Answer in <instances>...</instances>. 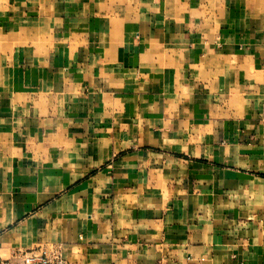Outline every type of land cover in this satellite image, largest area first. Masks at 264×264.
I'll return each mask as SVG.
<instances>
[{"label":"crops","instance_id":"obj_1","mask_svg":"<svg viewBox=\"0 0 264 264\" xmlns=\"http://www.w3.org/2000/svg\"><path fill=\"white\" fill-rule=\"evenodd\" d=\"M264 0H0V256L264 264Z\"/></svg>","mask_w":264,"mask_h":264},{"label":"built area","instance_id":"obj_2","mask_svg":"<svg viewBox=\"0 0 264 264\" xmlns=\"http://www.w3.org/2000/svg\"><path fill=\"white\" fill-rule=\"evenodd\" d=\"M264 101V78H263ZM0 264H72L59 245H38L30 249L15 250L7 257L0 256Z\"/></svg>","mask_w":264,"mask_h":264},{"label":"rangeland","instance_id":"obj_3","mask_svg":"<svg viewBox=\"0 0 264 264\" xmlns=\"http://www.w3.org/2000/svg\"><path fill=\"white\" fill-rule=\"evenodd\" d=\"M3 257H7V256H3Z\"/></svg>","mask_w":264,"mask_h":264}]
</instances>
